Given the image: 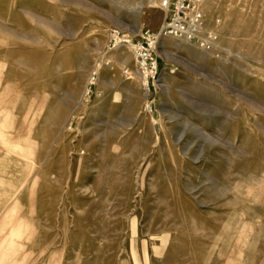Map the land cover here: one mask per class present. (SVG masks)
Instances as JSON below:
<instances>
[{
  "label": "rangeland",
  "instance_id": "obj_1",
  "mask_svg": "<svg viewBox=\"0 0 264 264\" xmlns=\"http://www.w3.org/2000/svg\"><path fill=\"white\" fill-rule=\"evenodd\" d=\"M200 8L217 47L163 39L146 114L105 46L155 1L0 0L4 264H264V0Z\"/></svg>",
  "mask_w": 264,
  "mask_h": 264
},
{
  "label": "built area",
  "instance_id": "obj_2",
  "mask_svg": "<svg viewBox=\"0 0 264 264\" xmlns=\"http://www.w3.org/2000/svg\"><path fill=\"white\" fill-rule=\"evenodd\" d=\"M162 12V20L156 31L140 27L133 35L123 33L118 28L108 31L105 51H112L120 46L126 47L132 56L135 73L145 88L143 112L153 113L152 94L158 88L160 69L156 50L163 39L175 38L195 44L204 51H213L217 47L218 35L207 29L201 11L202 0H153ZM105 64H108L106 61ZM102 65L98 62L90 71L82 98L87 99L96 92L93 89ZM126 79L131 78L128 68L122 70Z\"/></svg>",
  "mask_w": 264,
  "mask_h": 264
},
{
  "label": "bare ground",
  "instance_id": "obj_3",
  "mask_svg": "<svg viewBox=\"0 0 264 264\" xmlns=\"http://www.w3.org/2000/svg\"><path fill=\"white\" fill-rule=\"evenodd\" d=\"M150 1H152V0H150ZM129 33H132L131 31H129ZM134 34V33H133ZM132 34V35H133ZM130 35V34H129ZM182 41H184V40H182ZM184 42H187L188 44L190 43V42H188V41H184ZM183 42V43H184ZM179 44V43H178ZM177 45V44H176ZM191 46V45H190ZM144 87V86H143ZM144 91H145V88H144ZM145 93H146V91H145ZM12 211H13V209H11ZM15 210V209H14ZM11 212V211H10ZM13 212H15V211H13ZM6 213H7V211H6ZM12 213V212H11ZM13 214V213H12ZM11 214V215H12ZM3 215H5V213L3 214ZM8 215V214H7ZM10 215V214H9ZM4 217H6V216H4ZM8 219H9V217H7ZM13 219H14V217H13ZM4 221V220H3ZM6 221V220H5ZM14 221V220H13ZM9 222V221H8ZM10 222H11V220H10ZM6 224V223H5ZM10 224V223H9ZM2 225V224H1ZM7 225V224H6ZM4 226V225H3ZM11 226H12V224H11ZM19 226V225H18ZM2 227V226H1ZM14 228V227H13ZM4 244V243H3ZM1 246H2V244H1ZM4 246V245H3ZM6 247V246H5ZM2 248V247H1ZM7 250V249H6ZM1 253V252H0ZM4 253V252H3ZM3 253L0 255V264H4V261H5V258L4 257H2V255H3ZM7 259V258H6Z\"/></svg>",
  "mask_w": 264,
  "mask_h": 264
}]
</instances>
